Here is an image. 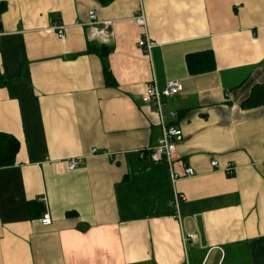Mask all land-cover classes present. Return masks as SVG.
<instances>
[{
    "label": "crops",
    "instance_id": "1",
    "mask_svg": "<svg viewBox=\"0 0 264 264\" xmlns=\"http://www.w3.org/2000/svg\"><path fill=\"white\" fill-rule=\"evenodd\" d=\"M90 45L110 47L113 85ZM0 78V132L19 143L0 167V264H264V0H0ZM151 80L181 84L164 99L183 131L171 168L146 152Z\"/></svg>",
    "mask_w": 264,
    "mask_h": 264
},
{
    "label": "built area",
    "instance_id": "2",
    "mask_svg": "<svg viewBox=\"0 0 264 264\" xmlns=\"http://www.w3.org/2000/svg\"><path fill=\"white\" fill-rule=\"evenodd\" d=\"M136 21L138 24L145 26V17L142 10H140L139 14L136 16ZM87 25L90 27V35L92 39H99L102 42H109L113 36L111 29V22L109 20H98L96 17V12L94 10L89 11L88 13V22ZM52 30L57 34L58 38L63 39L65 37V28L66 26L51 20ZM153 43L148 38L146 33L144 36L138 41V46L145 51H149L152 47ZM181 89V84L177 80H171L167 82L164 88H159L153 80L146 83L143 92L142 98L143 100L150 102L154 107L155 112L159 117V125L161 128V136L158 140V143L150 148L146 149V152L149 158L153 162H161L164 161L169 166L172 167L173 161L176 159V145L183 138V131L178 125L168 124L164 120V99L179 92ZM169 116L174 117L176 113L174 111H169ZM93 152L97 150L95 148L92 149ZM81 162L80 158H71L67 161V168L69 170L77 167ZM210 165L213 168L220 169L224 171L227 175H232L234 166L232 163L225 161L220 164L217 160L212 159L210 161ZM194 174V170L190 167L185 169L184 175L191 176ZM178 176L176 174L172 175V179L175 180ZM183 199L176 191L173 193V197L171 199V205L175 209L176 216L178 217V209L179 203ZM51 217L49 212H45L40 220L41 224L49 225L51 223ZM188 237H193V234H189Z\"/></svg>",
    "mask_w": 264,
    "mask_h": 264
},
{
    "label": "trees",
    "instance_id": "3",
    "mask_svg": "<svg viewBox=\"0 0 264 264\" xmlns=\"http://www.w3.org/2000/svg\"><path fill=\"white\" fill-rule=\"evenodd\" d=\"M107 2L109 0H100ZM89 51H95L101 59L102 71L106 84L113 85L115 83L112 77L111 71L107 64V55L110 52V47L106 45L89 46ZM2 79L0 78V84ZM18 140L12 135L4 132H0V167L12 165L15 162V156L18 151Z\"/></svg>",
    "mask_w": 264,
    "mask_h": 264
}]
</instances>
